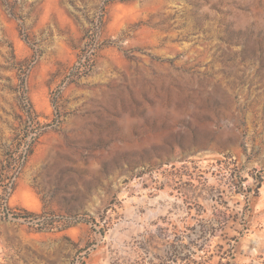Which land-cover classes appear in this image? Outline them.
Returning <instances> with one entry per match:
<instances>
[{"label": "rangeland", "instance_id": "1", "mask_svg": "<svg viewBox=\"0 0 264 264\" xmlns=\"http://www.w3.org/2000/svg\"><path fill=\"white\" fill-rule=\"evenodd\" d=\"M0 264H264V0H0Z\"/></svg>", "mask_w": 264, "mask_h": 264}]
</instances>
